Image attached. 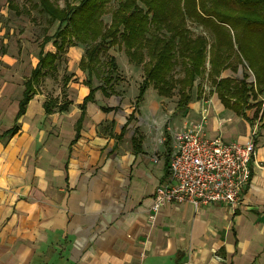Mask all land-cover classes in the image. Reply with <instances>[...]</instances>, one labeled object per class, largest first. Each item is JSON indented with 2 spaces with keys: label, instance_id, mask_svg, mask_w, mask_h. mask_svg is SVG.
I'll use <instances>...</instances> for the list:
<instances>
[{
  "label": "crops",
  "instance_id": "obj_1",
  "mask_svg": "<svg viewBox=\"0 0 264 264\" xmlns=\"http://www.w3.org/2000/svg\"><path fill=\"white\" fill-rule=\"evenodd\" d=\"M24 8L15 15L33 13ZM54 26L43 29L40 44ZM49 46L55 47L49 43L45 52H54ZM19 51L0 48V264H264V88L246 63L221 75L249 76L253 92L246 105H227L206 73L211 87H195L196 79L191 101L180 110L179 97L169 104L176 90L164 97L153 84L138 101L143 67L116 46L110 50L116 81L85 103L90 88L79 69L85 48L68 47L71 74L63 92L46 89L54 78L43 77L17 119L25 82L39 59L38 52L23 73L30 62ZM203 115L207 138L254 142L241 200L197 208L164 203L154 211L156 190L170 175L173 133ZM16 122L18 132L3 138Z\"/></svg>",
  "mask_w": 264,
  "mask_h": 264
},
{
  "label": "trees",
  "instance_id": "obj_2",
  "mask_svg": "<svg viewBox=\"0 0 264 264\" xmlns=\"http://www.w3.org/2000/svg\"><path fill=\"white\" fill-rule=\"evenodd\" d=\"M30 5L48 17L50 26H58L54 34L46 30L41 41L38 64L25 82L17 119L25 113L41 79L57 71L61 52L79 45L85 48L79 69L86 74L85 85L90 88L85 103L98 89L116 81L117 61L110 53L116 46L143 67L138 101L151 84L164 97L178 88L177 106L184 110L191 101L195 80L207 73L227 105L233 101L232 106L242 107L253 92L249 76L244 73L243 79H223L221 75L228 69L237 73L240 65L245 69V63L256 85L264 88V0H37ZM8 9L22 12L13 0L8 2ZM108 16L110 21L106 22ZM189 21L211 30L214 41L209 51L208 40L194 36ZM49 43L60 52H45ZM178 63L184 71L182 78L173 76ZM52 107L47 104L46 111L50 113ZM67 107L58 106L60 111ZM18 129L16 122L2 137L10 138Z\"/></svg>",
  "mask_w": 264,
  "mask_h": 264
},
{
  "label": "built area",
  "instance_id": "obj_3",
  "mask_svg": "<svg viewBox=\"0 0 264 264\" xmlns=\"http://www.w3.org/2000/svg\"><path fill=\"white\" fill-rule=\"evenodd\" d=\"M207 116L199 123L173 133L170 175L160 185L152 209L164 203L236 205L249 182L255 145L227 143L205 135Z\"/></svg>",
  "mask_w": 264,
  "mask_h": 264
},
{
  "label": "rangeland",
  "instance_id": "obj_4",
  "mask_svg": "<svg viewBox=\"0 0 264 264\" xmlns=\"http://www.w3.org/2000/svg\"><path fill=\"white\" fill-rule=\"evenodd\" d=\"M9 1L11 0H0V48L3 45L6 53H12L14 55L18 54L17 50H20L19 54L23 52L24 53L23 60H26L28 58L27 60L30 62V65L27 66V68L23 73L28 74L31 66V60L37 57V54L39 52L38 45L40 44V40L43 35L42 34L43 29L45 27H48L46 20L47 17L39 16L36 10H32L30 8L31 6L30 2L37 0H13L20 7L22 6L23 8L24 6L26 9L33 11V13H31L30 16L24 15L23 17L16 16L13 10L8 9ZM60 5L61 6L64 5L63 1H60ZM202 11L206 13L208 16L212 15L211 17H215V18L217 17L214 13L210 14L205 10ZM105 21L108 22L109 19L106 17ZM188 28L192 31L194 36H203L205 39L208 40V51H209L210 44H212V42L214 41V37H213L214 35L212 34L211 30L192 21L188 22ZM52 30H55V26H53ZM52 47L49 46V49L52 51L60 52L56 47L53 48ZM123 54H124L123 52L120 53L121 57H124ZM25 56H27L26 59ZM5 60L9 61V58L6 57ZM58 63L59 64L57 71L54 72L50 71L49 73L54 78L52 80L53 82H51L48 85L45 84L44 85L46 89L50 88V90H53L54 92L59 90L63 92L64 78L71 74V71H69L68 59L65 51L61 52ZM183 75H184L183 68L181 64L178 63L177 67L174 70L173 76L175 78H181ZM198 82L199 84L204 83L205 86L208 88L211 87L210 82L206 80L205 76L198 78L195 87L197 86ZM177 90L178 88L176 89V92L174 93L172 98H170L169 104L171 106L177 102V99L179 97Z\"/></svg>",
  "mask_w": 264,
  "mask_h": 264
}]
</instances>
